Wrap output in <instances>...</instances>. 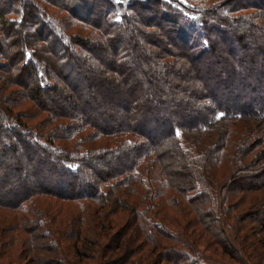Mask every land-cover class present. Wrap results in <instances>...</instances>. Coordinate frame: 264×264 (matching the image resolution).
I'll use <instances>...</instances> for the list:
<instances>
[{
  "label": "trees",
  "instance_id": "16d2710c",
  "mask_svg": "<svg viewBox=\"0 0 264 264\" xmlns=\"http://www.w3.org/2000/svg\"><path fill=\"white\" fill-rule=\"evenodd\" d=\"M53 8L68 12L76 29L70 18L56 20ZM23 97L43 119L15 113ZM248 119L264 121V0H0V207L16 217L35 197L90 201L98 206L92 212L113 202V210L136 216L155 249L154 229L167 237L155 264H210L192 236L149 219L153 196L135 171L154 155L172 203L182 197L204 214L203 227L238 263L264 264V227L263 253L253 260L248 233L230 215L240 208L231 203L235 186L225 183L222 199L212 185L242 161L244 143L231 134ZM38 211L39 220L20 227L67 264ZM74 218L77 255L91 250L101 264H138L121 236L127 224L101 239L94 229L83 236L87 218ZM254 220L264 226V212Z\"/></svg>",
  "mask_w": 264,
  "mask_h": 264
},
{
  "label": "rangeland",
  "instance_id": "374dc122",
  "mask_svg": "<svg viewBox=\"0 0 264 264\" xmlns=\"http://www.w3.org/2000/svg\"><path fill=\"white\" fill-rule=\"evenodd\" d=\"M116 1L118 3H127L131 0ZM52 10L59 12L56 20L61 21L62 19L70 18V29H76L72 27L73 19L68 12L60 10L59 8H53ZM62 22L64 23L63 20ZM65 25H67V21H65ZM24 103L25 106L18 107V105H16L15 113H20L21 110L27 111L28 114L25 116H27L26 118L31 120L32 123L43 119L42 115L44 116V114H42L40 109L35 107L29 99L24 98ZM258 121L252 123V121L248 119L245 121L243 120L242 123L235 126L233 125L231 136L237 137L233 138V141L240 144L244 143L245 146L242 152V161L237 163L236 159H230L233 160V164L229 163L231 169L235 171L232 170L233 172L225 177L219 174V183H212L218 190V196L222 199H225L224 195L226 193V189H222V187H224L223 185L227 183L235 186L234 197L231 199V203L239 204L240 208H235V210L231 208L230 215H233L235 218L234 225L237 223L240 227L242 225V235L248 233V255L249 258L253 260L256 259V253H260L261 255L263 253L260 245V237H263L262 229L264 227H258L256 222H253L255 221L254 215L257 209L264 212V121ZM226 125H224L223 129H217L220 131L218 132L219 134L224 133ZM227 133L228 131H226V134ZM225 135L224 137H226ZM180 138L184 146L188 147L189 144L182 134ZM192 138L196 140V136L192 135ZM89 146H91V144ZM227 151H229L228 148L225 149V153ZM237 156L235 155L236 158ZM224 163H228V161ZM162 172L154 155L145 158L135 171L136 176L138 178L140 177V179H143L145 182V193L149 196H153V200L151 201L153 206L150 208L148 214L149 219L154 221V223H159V221L161 224L165 223L166 227H164V229L170 233H178V235L187 233L189 236H192L197 240L196 243L200 244L199 248L204 250L205 253L200 251L205 255V258L210 264H240L226 254L225 251H222L221 247L214 240L213 235L208 229L203 227L201 221L204 214L198 216L195 209L190 204L184 202L182 197H180V202L177 203H172L169 200L173 191L163 184L162 180L164 178ZM208 175L209 173L207 172V181L209 180V182H211ZM137 185L139 184H136V186ZM240 185L242 186L241 188H239ZM251 189H255V192L253 190V192H249ZM108 198L110 199V197ZM131 201H133V199ZM83 203L84 202L81 204ZM89 203L90 201H85V206H81V204L75 202L59 201L48 196H44L40 199L35 197L32 199V202L27 203V213L21 212L18 217L10 210L0 207V264H63L52 260V258L56 259V257H58V251H54V253L50 251L46 247L47 242L42 238H39L40 247L35 245L36 243L31 244L32 242L29 241L31 230L20 227V224L23 223L24 220H39L40 217L35 216L34 213L38 210L43 211H38V213L43 215L46 214V216L43 217L44 222L47 223L46 228L53 230L49 236L51 239L60 242L62 256L67 258V264H93L95 260L97 262L94 264H101V262H98V260L100 261L98 252L96 256H92V252L89 250L87 254L84 253V258H82L77 255V252L72 246L75 239L73 238L71 228L76 222L74 217L78 216V214L84 215L87 218V221L80 225L83 226V236L89 234V230L94 229L100 232L102 239L103 236L109 233L112 234L127 224L125 229H122L121 236L123 235V239L125 237V244L127 245L125 247H131L133 251H136V255H133L131 261H138V264H155L153 261H155L156 253L162 249V246H170L167 237L161 234L157 229H154L153 236H156L160 245L155 249L151 241L150 232L137 227L139 225L137 221L139 220L135 215L133 216L131 212L119 213L117 209L113 210L116 203L111 202L109 205H105L106 207L96 212H92L91 208H98V206H87ZM86 206L87 209L85 211L82 210ZM229 206L232 207L231 205ZM244 210L251 212L247 214L243 212ZM56 215L58 217L60 216V218L56 219ZM15 218L18 220L13 222ZM15 225H19V230H17ZM73 227L75 231V226ZM110 235L107 236L109 237ZM26 239H28L29 242ZM153 248L155 252H153ZM123 250L124 249L117 252H109L110 254L107 255V261H112L114 257H116L114 255L118 252L122 253ZM45 261H48V263H43ZM164 264L169 263L165 262Z\"/></svg>",
  "mask_w": 264,
  "mask_h": 264
}]
</instances>
